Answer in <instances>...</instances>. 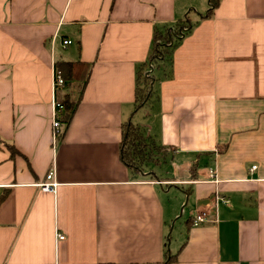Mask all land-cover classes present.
Returning <instances> with one entry per match:
<instances>
[{"label": "crops", "instance_id": "crops-1", "mask_svg": "<svg viewBox=\"0 0 264 264\" xmlns=\"http://www.w3.org/2000/svg\"><path fill=\"white\" fill-rule=\"evenodd\" d=\"M207 11L208 0H0V264H264V0ZM180 22L191 31L137 107L154 36ZM61 61L89 65L86 83L56 93ZM65 98L75 111L53 147ZM127 122L164 160L138 173L122 163ZM50 170L58 186L42 192Z\"/></svg>", "mask_w": 264, "mask_h": 264}, {"label": "trees", "instance_id": "trees-1", "mask_svg": "<svg viewBox=\"0 0 264 264\" xmlns=\"http://www.w3.org/2000/svg\"><path fill=\"white\" fill-rule=\"evenodd\" d=\"M220 0H208V11L206 17H211L213 12L218 7ZM186 28L184 38L191 31V27L186 22H180L172 29L168 30L165 34L154 36L152 53L149 61L153 63L154 71L161 67L171 66V56L174 49L182 42L184 38H179V31ZM148 61V62H149ZM56 75H60L65 86H69L72 82H80L85 84L90 74V66L80 62H56L54 66ZM153 71V72H154ZM154 81L152 74L150 79L143 77V74L138 78L141 84L140 88L136 91V105L140 107L146 103L151 86L150 83ZM63 114L59 116V122L67 126L74 114L75 105L67 98L60 102ZM166 150L157 145L154 139L146 136L144 129L127 122L122 127V142L120 145V159L122 163L132 172L138 173L143 171L150 164H158L164 160ZM174 255L166 256V261L163 264H172Z\"/></svg>", "mask_w": 264, "mask_h": 264}, {"label": "built area", "instance_id": "built-area-1", "mask_svg": "<svg viewBox=\"0 0 264 264\" xmlns=\"http://www.w3.org/2000/svg\"><path fill=\"white\" fill-rule=\"evenodd\" d=\"M186 33V28H182L179 31V38H184ZM71 42L70 41H63L62 42V46L66 47L68 45H70ZM154 71V66L153 63L151 61H149L147 63V69L146 71L143 73V77L146 79H150L152 74ZM65 88V82L63 80V78L60 75H56L54 76V90L57 93L58 91H61ZM62 112V107L60 105V103H55V113H54V118L52 120V146L55 147V145L57 144V142L61 139L62 135H63V125L59 122L58 120V115L59 113ZM256 167H252L251 170H255ZM214 171L213 170H209V179L210 180H214ZM58 184L56 183V181L54 180V170H50V172L47 174L46 176V182L43 184L38 185V187L40 188V190L42 192H55L56 188H57ZM217 202H222V203H229L228 200H226L225 198L219 197L218 195L215 196V203ZM210 213H209V208L208 209H203L200 211H197L195 213V215L192 217V225L193 226H198L201 224H204L208 221H210L209 219ZM57 240H63L65 237L62 234L57 233L56 235Z\"/></svg>", "mask_w": 264, "mask_h": 264}, {"label": "rangeland", "instance_id": "rangeland-1", "mask_svg": "<svg viewBox=\"0 0 264 264\" xmlns=\"http://www.w3.org/2000/svg\"><path fill=\"white\" fill-rule=\"evenodd\" d=\"M192 14L194 12H191ZM66 48V47H64ZM156 172H158V175L165 177L166 173H169V162L162 163L158 168L156 169ZM184 218V214H182L178 219L182 220Z\"/></svg>", "mask_w": 264, "mask_h": 264}]
</instances>
